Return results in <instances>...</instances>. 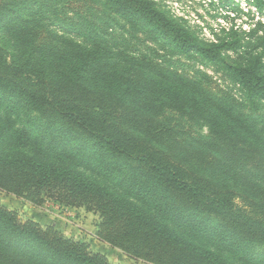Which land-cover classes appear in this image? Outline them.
<instances>
[{"label":"trees","instance_id":"16d2710c","mask_svg":"<svg viewBox=\"0 0 264 264\" xmlns=\"http://www.w3.org/2000/svg\"><path fill=\"white\" fill-rule=\"evenodd\" d=\"M13 1L0 0V24L17 8ZM87 1L103 3L109 17L126 20L172 52L222 65L239 84L245 100L264 109V63L259 58L248 64L228 63L226 53L238 50V43H204L151 0ZM19 3L39 6V0ZM46 6L50 12L49 4ZM95 20L79 17L81 28L73 22L70 25L83 35L84 25L89 28ZM24 30L15 27L11 36L16 39ZM95 36L97 32L89 33L94 47L71 44L67 51L37 44L33 49L39 55L33 59L65 64V69L53 76L26 63H0V146L10 143L21 148L36 142L30 130L14 128L2 117L28 106L49 124L58 121L115 157L113 165L126 170L127 192L149 201L152 210L141 208L72 166L21 150L0 152V189L36 205L51 198L65 206H85L100 217L101 241L152 264H235L214 249L189 240L160 220L156 212L192 232L209 234L236 252L253 244L264 248V126L258 129L259 119L237 108L235 101L208 92L200 95L193 86L172 92L167 102L155 105L207 119L215 140L203 145L219 154H208L202 145L193 153L203 154L201 160L226 170L233 164L239 167L254 191L216 182L189 167L186 158H178L173 152L176 148L170 149V142H177L173 127L161 120L157 109L140 104L156 94L153 75L158 62H150L149 70L117 71L113 68L116 52L108 47L103 52L95 50L107 42ZM258 262L264 264V250ZM0 264L112 263L105 254L91 252L87 243L65 237L54 226L22 220L18 212L0 204Z\"/></svg>","mask_w":264,"mask_h":264},{"label":"rangeland","instance_id":"374dc122","mask_svg":"<svg viewBox=\"0 0 264 264\" xmlns=\"http://www.w3.org/2000/svg\"><path fill=\"white\" fill-rule=\"evenodd\" d=\"M151 1L204 43L227 40L238 43L240 46L238 50L226 53L228 63L248 64L258 58L264 63V4L261 0ZM12 4L17 8L0 24V63L3 61L26 63L33 68H41L47 75L53 76L62 72L65 64L41 63L33 59L39 55L33 48H36L37 44L59 51H67L71 44L94 47L89 38L91 32H97L96 38L107 41L103 42L104 47L99 44L95 50L103 52L108 47L116 52L117 60L116 62L114 60L113 68L117 71L130 73L140 67L149 70L150 62H158V71L153 75L156 77V94H151L146 102L140 104L146 105L149 109H157L161 120L173 127L177 142L172 144L169 141L170 149L176 148L173 152H176L178 158H186L184 161L189 167L216 182L230 185L237 190L254 191L253 187L246 184L247 179L241 175L239 167L233 164L226 170L201 160L200 156L203 154L193 153L195 148L202 145L208 154H219L211 146L203 145L204 142L215 140L211 131L212 126L207 119L182 114L167 105L155 108L161 101L167 102L172 92H183L193 86V90L200 95L208 92L213 96L225 98L224 101H235L237 108H242L244 112L259 119L260 129L264 126V109L245 100L239 84L226 73L222 65L211 64L200 58L188 59L156 44L148 34L137 31L126 20L109 17V11L103 3L94 5L87 0H39L40 8L31 4L25 6L19 3V0H14ZM46 4H49L50 12L46 11ZM44 7L45 13L40 14L41 8ZM79 17L96 19L90 21L89 28H85L87 24L84 25L83 35L74 31L70 25V22H73L79 27L78 24H82V21H77ZM15 27L25 29L16 36V39L11 36ZM195 87L203 91H198ZM2 117L14 128L30 130L37 140L21 148L7 143L0 146V152L21 150L67 164L113 191L127 196L141 208L152 210L153 206L149 201L127 192L124 177L126 170L115 167L113 162H117L116 158L102 152L94 140L69 132L68 128L58 121L52 122L53 125L49 124L47 118L28 106L18 107L3 114ZM0 204L18 212L22 220H34L43 227L54 226L65 237L87 243L91 252L105 254L112 264H152L142 259H134L122 250L101 241L98 237L100 217L85 206H65L51 198H45L43 203L36 205L1 189ZM156 213L160 220L189 240L214 249L235 264H259V256L264 250L261 246L253 244L243 249L248 250L247 252H242L243 250L236 252L233 248L220 245L218 240L209 234L192 232L173 219Z\"/></svg>","mask_w":264,"mask_h":264}]
</instances>
